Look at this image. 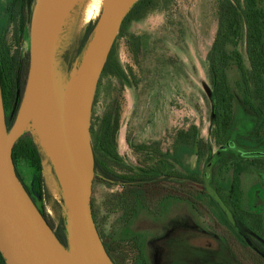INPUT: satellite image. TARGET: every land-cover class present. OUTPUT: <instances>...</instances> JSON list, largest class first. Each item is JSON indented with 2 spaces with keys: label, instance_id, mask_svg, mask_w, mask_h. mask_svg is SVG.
<instances>
[{
  "label": "rangeland",
  "instance_id": "1",
  "mask_svg": "<svg viewBox=\"0 0 264 264\" xmlns=\"http://www.w3.org/2000/svg\"><path fill=\"white\" fill-rule=\"evenodd\" d=\"M8 1L2 0V3L7 5ZM222 1L139 0L124 18L107 68L98 82L91 119V127L95 124L97 130L104 127L107 120L119 123L116 135L118 157L107 159L112 170L124 174L132 167L138 169L158 160H167L174 170L179 171L180 164L176 161L181 151L178 132H188L194 126L199 129V135L209 149L201 157L183 153L184 164L198 168L203 181L212 180L220 165L236 158L235 151L217 144L213 133L214 98L208 54L218 30ZM69 2L51 34L53 70L63 90L70 87L85 63L94 33L83 50H80L81 42L89 24H97L101 15L93 12L92 18L79 26L83 21L85 1ZM34 6L35 3L29 8L27 38L18 42L16 25L9 28V44L14 52H19V60L30 51ZM138 41L140 50L136 53ZM239 49L246 66L250 67L244 40L240 42ZM228 77L235 94V120L230 137L234 141L250 140L254 136L256 116L243 102L237 84L239 73L235 67L229 70ZM23 107L22 98L18 116L22 114ZM33 123V119L27 122L21 137L32 139L46 156L45 143L35 132ZM11 132L8 131L9 134ZM48 162L52 166L50 157ZM255 164L264 165V159L256 160ZM45 165L42 162L43 168ZM18 170L23 178L22 184L30 190L36 206L45 213L54 231L71 219V206L61 187L60 196L55 199L49 191L40 192L35 168L21 162ZM263 176V171H253L243 179L245 184H249L248 191L252 195L255 192V198L248 202V209L264 216V186L255 184L256 180L263 182ZM194 185L200 187L198 185L201 184ZM119 190L120 185L113 181L97 180L94 183L93 197L104 235L111 246L118 242L124 243L127 249L143 250L149 264H168V256H171L172 263H176L184 259V254L195 257H191L190 264H199L197 243L202 241V230L214 232L216 227H222L204 211L205 207L194 208L186 198L168 200L160 209L141 211L134 217L124 215L123 210L111 212L109 198ZM186 240L189 242L184 243ZM120 263L123 264L122 260ZM124 263L133 264V261L129 258Z\"/></svg>",
  "mask_w": 264,
  "mask_h": 264
},
{
  "label": "trees",
  "instance_id": "2",
  "mask_svg": "<svg viewBox=\"0 0 264 264\" xmlns=\"http://www.w3.org/2000/svg\"><path fill=\"white\" fill-rule=\"evenodd\" d=\"M35 2L36 0H9L7 5L0 2V78L4 108L9 111V115L6 116L8 130L13 127L21 107L22 97L15 105L18 96V82L23 86L26 84L29 69V53H26L20 57L22 60L21 72L18 75L19 52H14L12 45L9 44V28L16 25L18 29L16 40L18 42L27 38L31 13H29V8H32ZM96 26L95 23L89 24L82 39L80 50L85 48L95 32ZM243 40L246 42L250 67L246 66L243 54L239 49L240 42ZM139 50L140 43L138 41L135 52L137 53ZM208 61L214 98L213 133L217 144L223 146L231 139V128L235 120V94L229 81L228 72L232 67H235L239 73L237 84L242 93L243 102L256 116L253 138L250 140L239 139L238 141L251 149L261 147L264 145V0L222 1L221 18L212 48L208 54ZM107 65L108 62L104 71ZM63 74H66L65 70H63ZM118 128L117 120L114 124L111 120H107L106 125L98 130L95 124L91 127L96 170L94 183L97 180H103L113 181L120 185V190L112 193L109 198L111 212L123 210L124 215L134 217L141 211L158 210L170 199H182L188 196L192 206L197 208L200 205L210 207L213 212V219H216L222 227L230 226L225 216L219 213L217 201L213 198L204 197L199 193V187L194 185L193 182H203L201 171L184 164L183 153H187L191 157L194 155L201 157L205 156L209 149L204 139L200 137L199 129L196 126L188 132L183 130L178 132L181 151L178 152L176 161L178 160L180 164L181 169L179 171L174 170L167 160H158L153 165L138 169L132 167L124 174L112 170L107 163V159L118 157L116 149ZM45 157L32 139L20 137L13 149V161L19 178L23 180L18 170L19 164L21 162L28 163L35 168L38 174L41 193L49 191L42 173V162ZM260 159L263 158L226 160L224 165H220L219 169L217 168L212 181L227 180L238 187L242 175L247 171L244 164L253 165L256 160ZM172 176L174 177L172 178ZM180 179H189L191 184L188 185ZM26 190L31 195L27 187ZM92 207L97 229L114 264H121L120 260L125 264L124 262L129 258L132 259L133 264H149L147 254L141 249H127L124 243L118 242L111 246L107 236L104 235L94 197H92ZM42 214L46 217L45 213L42 212ZM55 233L61 242L68 247L69 241L65 222L58 226ZM154 237L152 236V238ZM0 264H7L1 251Z\"/></svg>",
  "mask_w": 264,
  "mask_h": 264
},
{
  "label": "water",
  "instance_id": "3",
  "mask_svg": "<svg viewBox=\"0 0 264 264\" xmlns=\"http://www.w3.org/2000/svg\"><path fill=\"white\" fill-rule=\"evenodd\" d=\"M138 1L130 0L116 14L118 0H104L73 101L68 93H62L55 78L52 37L46 33L48 19L65 8L69 0L35 2L24 107L10 130L0 78V251L7 264H114L97 229L92 207L96 173L92 108L124 18ZM30 116L41 127L45 146L53 153L54 174L71 206V219L66 221L69 250L25 189L13 161L14 146ZM245 155L261 156L264 152L248 151Z\"/></svg>",
  "mask_w": 264,
  "mask_h": 264
},
{
  "label": "flooded vegetation",
  "instance_id": "4",
  "mask_svg": "<svg viewBox=\"0 0 264 264\" xmlns=\"http://www.w3.org/2000/svg\"><path fill=\"white\" fill-rule=\"evenodd\" d=\"M0 2H2V0H0ZM21 62L22 60H20L18 75H20L21 72ZM25 87L26 84L23 86L18 82V96L15 105L18 103L20 97H24ZM5 112L6 116H8V109H5ZM263 146L251 149L242 145L239 141L230 139L222 148L235 151L237 154L235 159L253 157L264 159V155H245L248 151L264 152ZM244 166L247 167V171L242 175L238 187L227 180L193 182L201 184L198 185L200 186L198 189L200 194L217 201L219 213L224 215L230 223L229 227H216L214 232L202 230L203 232L200 235L202 241H198L197 243L200 248V256L198 257L199 264H264V216L260 213H253L248 209V202L255 198V192L254 195H252V193L248 191L249 184H245V180L243 179V176L247 175L249 172H264V165H257L254 163L253 165L244 164ZM188 182L187 184L190 185L191 181ZM255 184L263 187L264 181L260 182L256 180ZM185 198L191 201L190 197L187 196ZM203 207H205L204 211L207 212V214L209 213L213 216L210 207ZM185 242H189V240L184 241V243ZM194 243L196 244V242ZM191 257V254H184L183 260L172 263L171 256H168V264H190L191 259L195 258Z\"/></svg>",
  "mask_w": 264,
  "mask_h": 264
},
{
  "label": "bare ground",
  "instance_id": "5",
  "mask_svg": "<svg viewBox=\"0 0 264 264\" xmlns=\"http://www.w3.org/2000/svg\"><path fill=\"white\" fill-rule=\"evenodd\" d=\"M84 1H85V4L83 7V21L82 23H79L80 24L79 26L83 25L84 22L89 21L93 16V12H95L96 14H101L102 9H103V4H104V0H84ZM129 1L130 0H118L116 14H119L120 11L127 5ZM69 4L70 2H68L67 6L63 8L61 11H59L55 16H51L48 19L47 25H46V33L52 34L56 30V27L58 23L61 21L63 13L66 11V8L69 6ZM85 65L86 63H84L80 71H78L79 74L74 78L68 90L67 91L62 90L63 94L68 93V96L70 97L71 101L74 100L79 79L85 71ZM29 118L30 120L33 119L32 116H30ZM32 125L34 127L35 132L40 137H42L43 132H42L41 127L38 125V123L34 121ZM45 151H46V157L43 163H46V165L42 170L43 177L45 179V183L47 185L49 192L53 195L55 199H58V197L60 196V185L54 174V171L52 170V166L48 162V157H50L51 159L53 153L50 151V149H47L46 146H45Z\"/></svg>",
  "mask_w": 264,
  "mask_h": 264
}]
</instances>
